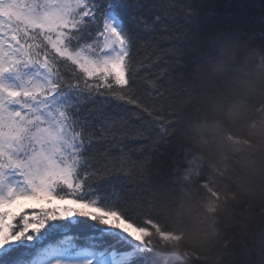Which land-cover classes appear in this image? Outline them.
Masks as SVG:
<instances>
[{
    "label": "snow or ice",
    "instance_id": "snow-or-ice-1",
    "mask_svg": "<svg viewBox=\"0 0 264 264\" xmlns=\"http://www.w3.org/2000/svg\"><path fill=\"white\" fill-rule=\"evenodd\" d=\"M139 7V0H0V264H151L154 222L148 215L134 222L113 184L127 155L128 113H155L137 82V30L150 27ZM26 200L71 206H20ZM74 226L123 247L81 246L69 235L47 242ZM245 248L246 259L232 264H264V251ZM224 249L237 256L231 241Z\"/></svg>",
    "mask_w": 264,
    "mask_h": 264
},
{
    "label": "trees",
    "instance_id": "trees-1",
    "mask_svg": "<svg viewBox=\"0 0 264 264\" xmlns=\"http://www.w3.org/2000/svg\"><path fill=\"white\" fill-rule=\"evenodd\" d=\"M139 3L150 27L137 30L138 88L162 118L128 113L127 155L113 174L117 196L134 222L148 215L151 234L171 239L147 245L151 264L243 262L245 247L264 251V178L250 173L241 141L245 120L264 109V95L251 87L264 79V0ZM65 235L81 246L123 247L84 226L47 242ZM226 241L236 257L225 255Z\"/></svg>",
    "mask_w": 264,
    "mask_h": 264
},
{
    "label": "clouds",
    "instance_id": "clouds-1",
    "mask_svg": "<svg viewBox=\"0 0 264 264\" xmlns=\"http://www.w3.org/2000/svg\"><path fill=\"white\" fill-rule=\"evenodd\" d=\"M253 89H259L264 95V79L251 85ZM244 136L241 141L247 145L249 155L244 158L252 175L261 174L264 178V109L260 110L255 119L245 120L242 125Z\"/></svg>",
    "mask_w": 264,
    "mask_h": 264
},
{
    "label": "rangeland",
    "instance_id": "rangeland-1",
    "mask_svg": "<svg viewBox=\"0 0 264 264\" xmlns=\"http://www.w3.org/2000/svg\"><path fill=\"white\" fill-rule=\"evenodd\" d=\"M55 205H60V206L69 205V206H71V201L60 202V201H57V200H53L52 201V205H48L47 201L26 200V201H22L20 203V206H23L24 208H38L40 206L48 207V206H55ZM162 238L163 239H159V238H157V237H155L154 235L151 234L149 236V239H148V245L149 244L157 245L156 242H159L162 245L164 242L171 240L169 237H162Z\"/></svg>",
    "mask_w": 264,
    "mask_h": 264
}]
</instances>
